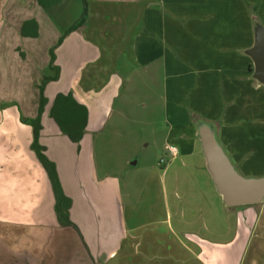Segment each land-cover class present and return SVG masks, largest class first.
Returning <instances> with one entry per match:
<instances>
[{
    "label": "crops",
    "instance_id": "0c3cea01",
    "mask_svg": "<svg viewBox=\"0 0 264 264\" xmlns=\"http://www.w3.org/2000/svg\"><path fill=\"white\" fill-rule=\"evenodd\" d=\"M87 1L86 24L55 51L60 75L46 87L40 135L76 231L58 223L33 130L21 119L37 116L50 50L80 20L83 2L44 9L38 0H0V264H264V199L226 206L200 136L208 126L238 174L264 178V83L253 58L264 0ZM27 21L37 37L22 35ZM153 66L164 93L156 133L170 163L162 173L151 168L136 192L124 186L126 173L100 167L95 140L134 77L142 91ZM68 93L88 110L79 144L50 118L56 96ZM168 147L178 151L172 160Z\"/></svg>",
    "mask_w": 264,
    "mask_h": 264
},
{
    "label": "rangeland",
    "instance_id": "374dc122",
    "mask_svg": "<svg viewBox=\"0 0 264 264\" xmlns=\"http://www.w3.org/2000/svg\"><path fill=\"white\" fill-rule=\"evenodd\" d=\"M155 68L147 71L148 81L142 91L137 80L140 76L134 77L116 112L108 120L105 134L95 140L100 167H116L117 172L126 173L124 186L131 182L136 192H139L141 177H145L151 168L156 166L159 173L164 171L160 160L166 158L161 148L162 134L156 133L163 128L165 117L162 72ZM143 142L149 146L143 147Z\"/></svg>",
    "mask_w": 264,
    "mask_h": 264
},
{
    "label": "trees",
    "instance_id": "16d2710c",
    "mask_svg": "<svg viewBox=\"0 0 264 264\" xmlns=\"http://www.w3.org/2000/svg\"><path fill=\"white\" fill-rule=\"evenodd\" d=\"M60 0H38V4L44 8H50L57 5ZM84 10L82 17L78 22L73 24L67 29L58 44L50 50V64L49 71L52 72L51 76H44L38 89H39V106L37 116L34 118H22L24 124L29 125L33 130V142L31 145L32 151L35 153L38 162L46 172L48 179L51 183L52 190L55 198V213L58 223L63 228H72L79 231L77 226L71 221L70 209L72 207V201L66 196L60 178L57 172V167L46 155V149L40 144V135L42 132V117L45 112V108L48 105V99L45 96V90L50 82L57 81L60 75V69L55 65L56 62V49L61 45L64 38H66L72 32L82 28L86 24L87 20V1L82 0ZM22 35H30L37 37L38 25L35 21H27L22 27ZM50 118L60 129L61 133L67 136L73 143L79 144L82 140L88 123V110L85 106L79 104L74 98L72 93L67 95L58 94L54 99L50 110ZM94 264H102L95 262Z\"/></svg>",
    "mask_w": 264,
    "mask_h": 264
},
{
    "label": "water",
    "instance_id": "95a60500",
    "mask_svg": "<svg viewBox=\"0 0 264 264\" xmlns=\"http://www.w3.org/2000/svg\"><path fill=\"white\" fill-rule=\"evenodd\" d=\"M256 77L264 83V35L260 34L253 52ZM202 146L208 169L218 193L228 207L254 205L264 199V178L246 179L230 163L215 135L208 126L200 129Z\"/></svg>",
    "mask_w": 264,
    "mask_h": 264
},
{
    "label": "built area",
    "instance_id": "2783aa9c",
    "mask_svg": "<svg viewBox=\"0 0 264 264\" xmlns=\"http://www.w3.org/2000/svg\"><path fill=\"white\" fill-rule=\"evenodd\" d=\"M167 150L171 154V160L178 155V151L174 147H168ZM169 163H170V159L162 158L160 160V166L161 167H166L169 165Z\"/></svg>",
    "mask_w": 264,
    "mask_h": 264
}]
</instances>
